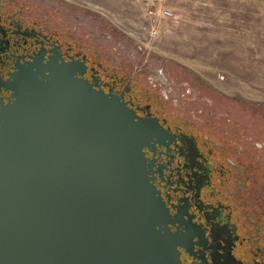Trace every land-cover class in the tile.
Masks as SVG:
<instances>
[{"label": "water", "instance_id": "water-1", "mask_svg": "<svg viewBox=\"0 0 264 264\" xmlns=\"http://www.w3.org/2000/svg\"><path fill=\"white\" fill-rule=\"evenodd\" d=\"M26 71L0 114V264H182L144 171L156 119L71 62Z\"/></svg>", "mask_w": 264, "mask_h": 264}, {"label": "rangeland", "instance_id": "rangeland-1", "mask_svg": "<svg viewBox=\"0 0 264 264\" xmlns=\"http://www.w3.org/2000/svg\"><path fill=\"white\" fill-rule=\"evenodd\" d=\"M11 1L118 74L134 73L149 88L147 74H160L167 86L153 91L165 106L155 109L243 147L263 178L264 0ZM157 8L172 16L150 36L147 14Z\"/></svg>", "mask_w": 264, "mask_h": 264}, {"label": "flooded vegetation", "instance_id": "flooded-vegetation-1", "mask_svg": "<svg viewBox=\"0 0 264 264\" xmlns=\"http://www.w3.org/2000/svg\"><path fill=\"white\" fill-rule=\"evenodd\" d=\"M53 32L11 0H0V114L14 101L23 70L41 79L48 66L73 63L93 88L161 127L142 147L144 171L162 204L161 227L177 236L180 262L264 264V192L258 194L261 186L264 191V170L256 178L243 147L210 138L182 117L161 115L155 108L165 102L153 91L167 86L160 74L150 80L146 73L149 88L134 73L118 74L73 51Z\"/></svg>", "mask_w": 264, "mask_h": 264}, {"label": "built area", "instance_id": "built-area-1", "mask_svg": "<svg viewBox=\"0 0 264 264\" xmlns=\"http://www.w3.org/2000/svg\"><path fill=\"white\" fill-rule=\"evenodd\" d=\"M172 14L165 8H157L155 13L148 12L147 24L149 27V35L156 36L160 31L162 25L161 21L165 22L171 18Z\"/></svg>", "mask_w": 264, "mask_h": 264}]
</instances>
